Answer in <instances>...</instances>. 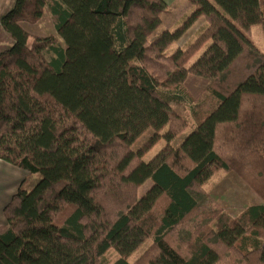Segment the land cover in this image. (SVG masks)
<instances>
[{
    "label": "trees",
    "instance_id": "16d2710c",
    "mask_svg": "<svg viewBox=\"0 0 264 264\" xmlns=\"http://www.w3.org/2000/svg\"><path fill=\"white\" fill-rule=\"evenodd\" d=\"M187 1L152 39L164 0H14L1 16L0 160L40 179L3 208L0 264H264V202L231 216L204 188L234 170L264 198V52L245 32L264 30L262 3ZM45 10L63 45L25 29ZM188 75L210 83L197 100ZM184 97L194 124L174 145ZM149 128L165 144L146 161L156 138L132 145Z\"/></svg>",
    "mask_w": 264,
    "mask_h": 264
},
{
    "label": "rangeland",
    "instance_id": "374dc122",
    "mask_svg": "<svg viewBox=\"0 0 264 264\" xmlns=\"http://www.w3.org/2000/svg\"><path fill=\"white\" fill-rule=\"evenodd\" d=\"M174 1L175 0H164L167 5L166 12L164 11L161 15H159V18L146 30L148 38H154L165 29H174L177 23H179V21L183 18L182 15L186 13H184V11L186 10L187 3L185 2V0ZM205 24V18L202 16L199 17L196 22L188 30H186V32L178 40L170 44L169 52L173 51L176 47H182L191 42ZM24 27L27 32L30 33L31 37L33 35H54L58 39L59 44L63 45L62 40L58 37L55 31L53 18L47 10L44 11L41 19L38 22L34 24L24 22ZM245 32L253 41L255 46L259 50L264 52V30L261 24L252 25L247 30H245ZM166 52L170 54L168 51ZM198 54L199 52L192 57L190 62H192L198 56ZM51 55L52 54L49 51L45 52V56L47 59H49ZM116 64L117 62H115L112 67H115ZM209 84L210 83L205 78L188 75L186 81L184 82V87L190 98L192 100H197L201 95L203 89H205V87H207ZM172 106L175 112L181 116H184L189 123V128L183 129L181 133L172 140V143L176 145L181 142V140L191 130V127L194 124V120L190 113V101L187 98L184 97L181 102L173 103ZM164 130L165 128L158 131V134L153 136L154 130L152 128H149L134 142L132 148L138 149L147 140H149L151 136L155 137L156 143L144 155V159L146 161L151 159L153 155L165 144L164 139L160 138V135ZM39 179V173H29V175L24 180V185L22 188L30 190ZM149 186L150 183L148 181L145 182L140 187L139 193H143L147 188H149ZM204 188L220 202L224 211L231 216L236 215L250 204L264 202V198L252 188H250V186L247 185L234 170H217L213 174V176L208 181H206V183L204 184ZM2 229L0 230V232H2L5 228L3 230ZM148 242L149 239L145 240L144 243H142L131 255L130 260H133L137 255H139L147 247ZM107 257L109 261H111L114 259V254L111 253Z\"/></svg>",
    "mask_w": 264,
    "mask_h": 264
},
{
    "label": "crops",
    "instance_id": "0c3cea01",
    "mask_svg": "<svg viewBox=\"0 0 264 264\" xmlns=\"http://www.w3.org/2000/svg\"><path fill=\"white\" fill-rule=\"evenodd\" d=\"M13 1L14 0H0V18L6 11H8L12 7ZM260 1L263 5V7L261 6V8L264 14V0ZM185 2L187 3V5L184 13L190 9V3L187 0H185ZM10 44L11 39L0 25V51L8 47ZM28 175L29 173L26 170L15 167L5 161L0 160V230L2 228L4 229L6 225V221L3 215L4 206L7 204L11 196L17 191V189L19 187H23L24 180Z\"/></svg>",
    "mask_w": 264,
    "mask_h": 264
}]
</instances>
